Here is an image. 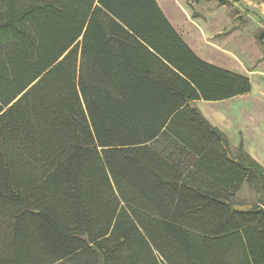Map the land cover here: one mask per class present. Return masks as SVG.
Instances as JSON below:
<instances>
[{"label":"trees","instance_id":"1","mask_svg":"<svg viewBox=\"0 0 264 264\" xmlns=\"http://www.w3.org/2000/svg\"><path fill=\"white\" fill-rule=\"evenodd\" d=\"M252 89L157 0H0V264H264V168L195 106Z\"/></svg>","mask_w":264,"mask_h":264},{"label":"rangeland","instance_id":"2","mask_svg":"<svg viewBox=\"0 0 264 264\" xmlns=\"http://www.w3.org/2000/svg\"><path fill=\"white\" fill-rule=\"evenodd\" d=\"M157 1L202 59L251 79L253 89L247 95L219 102L201 100L195 106L227 136L232 156L242 145L264 168V4L261 0ZM235 202L247 209L259 204V196L246 183Z\"/></svg>","mask_w":264,"mask_h":264},{"label":"crops","instance_id":"3","mask_svg":"<svg viewBox=\"0 0 264 264\" xmlns=\"http://www.w3.org/2000/svg\"><path fill=\"white\" fill-rule=\"evenodd\" d=\"M196 103H197V101H196ZM249 150V149H248ZM250 153L255 157V158H257V156L255 155V154H253L251 151H250ZM263 162V161H262ZM264 163V162H263Z\"/></svg>","mask_w":264,"mask_h":264}]
</instances>
